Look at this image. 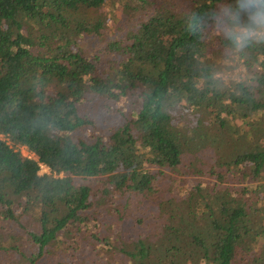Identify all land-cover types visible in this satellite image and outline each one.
I'll use <instances>...</instances> for the list:
<instances>
[{
  "label": "trees",
  "instance_id": "16d2710c",
  "mask_svg": "<svg viewBox=\"0 0 264 264\" xmlns=\"http://www.w3.org/2000/svg\"><path fill=\"white\" fill-rule=\"evenodd\" d=\"M234 4L0 0V264H264V43L233 50Z\"/></svg>",
  "mask_w": 264,
  "mask_h": 264
},
{
  "label": "clouds",
  "instance_id": "9594fccd",
  "mask_svg": "<svg viewBox=\"0 0 264 264\" xmlns=\"http://www.w3.org/2000/svg\"><path fill=\"white\" fill-rule=\"evenodd\" d=\"M233 50L239 51L251 44L264 43V0H235L219 14H213ZM205 17L193 13L187 31L196 34L202 30Z\"/></svg>",
  "mask_w": 264,
  "mask_h": 264
},
{
  "label": "rangeland",
  "instance_id": "374dc122",
  "mask_svg": "<svg viewBox=\"0 0 264 264\" xmlns=\"http://www.w3.org/2000/svg\"><path fill=\"white\" fill-rule=\"evenodd\" d=\"M106 10L107 12L110 11L109 8H107ZM98 43L99 42H93L92 46L96 47ZM232 59L233 61H235L233 57ZM235 65H236L235 62H232L231 58L224 62V66L222 67V72H221V76L223 80L230 82L240 77L241 70L239 68H236ZM197 122L201 123L202 125H206L207 119L205 117H199L197 119ZM214 134H215V130H213V128H207L204 134L205 141L208 142L211 139V137H213ZM20 151L25 157L31 156V158H33V155L27 150V148L22 147L20 148ZM45 173L50 174V170L45 166H42L41 174H45Z\"/></svg>",
  "mask_w": 264,
  "mask_h": 264
},
{
  "label": "built area",
  "instance_id": "2783aa9c",
  "mask_svg": "<svg viewBox=\"0 0 264 264\" xmlns=\"http://www.w3.org/2000/svg\"><path fill=\"white\" fill-rule=\"evenodd\" d=\"M0 137L2 138V139H5L6 140V138L3 136V135H0ZM8 143H10L9 141H8ZM24 148H26V147H24ZM28 150V149H27ZM33 155V154H32ZM28 158H31V156H27Z\"/></svg>",
  "mask_w": 264,
  "mask_h": 264
}]
</instances>
